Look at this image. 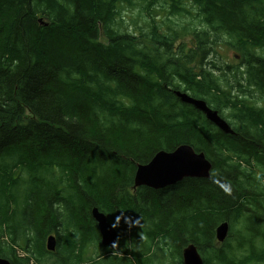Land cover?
I'll use <instances>...</instances> for the list:
<instances>
[{"label":"trees","instance_id":"obj_1","mask_svg":"<svg viewBox=\"0 0 264 264\" xmlns=\"http://www.w3.org/2000/svg\"><path fill=\"white\" fill-rule=\"evenodd\" d=\"M184 145L208 178L134 188L138 165ZM188 245L202 264H264V0H0V258L182 264Z\"/></svg>","mask_w":264,"mask_h":264},{"label":"water","instance_id":"obj_2","mask_svg":"<svg viewBox=\"0 0 264 264\" xmlns=\"http://www.w3.org/2000/svg\"><path fill=\"white\" fill-rule=\"evenodd\" d=\"M179 100L189 104L201 112L208 121L226 134H233L230 126L218 116L216 111L211 110L204 102L191 99L185 94L177 93ZM210 163L203 153H196L190 146H180L172 152L160 151L149 163L138 165L134 175V188L147 187L153 190L164 189L181 182L185 178H208ZM92 218L97 225L103 245L115 247L114 228L107 221L105 215L96 209L91 212ZM228 230L227 224H221L216 228V239L223 241ZM47 248L52 250L54 238L47 239ZM185 264H202L197 250L192 245L183 250ZM0 264H10L0 258Z\"/></svg>","mask_w":264,"mask_h":264},{"label":"rangeland","instance_id":"obj_3","mask_svg":"<svg viewBox=\"0 0 264 264\" xmlns=\"http://www.w3.org/2000/svg\"><path fill=\"white\" fill-rule=\"evenodd\" d=\"M133 2H137V0H133ZM125 11L123 12V17L125 21L129 22L128 23V29L129 32L134 28L131 24H137L139 25L140 28H142L144 31H147V27L144 25V23H148L149 19L146 17L145 13L139 11L137 9L135 10H128V8H124ZM218 56L217 59L222 55L223 56V61L227 64L233 65L237 60L235 59V52L233 51H225L221 48V45L218 46L217 48ZM225 58V59H224ZM238 254H242L240 251ZM216 256V255H215ZM218 257V256H217ZM253 264H258V263H253Z\"/></svg>","mask_w":264,"mask_h":264},{"label":"bare ground","instance_id":"obj_4","mask_svg":"<svg viewBox=\"0 0 264 264\" xmlns=\"http://www.w3.org/2000/svg\"><path fill=\"white\" fill-rule=\"evenodd\" d=\"M93 210V209H92ZM186 215V214H185ZM187 216V215H186ZM190 216V215H189ZM2 237V236H1ZM157 243V242H156ZM160 243V242H159ZM131 244V243H130ZM166 244V243H165ZM167 245V244H166ZM168 246V245H167ZM90 248V247H89ZM103 249V248H102ZM125 249H126V247H125ZM85 250V249H84ZM106 250V249H105ZM154 250H155V248H154ZM102 252H104L103 250H101ZM113 252V251H112ZM156 252V251H155ZM88 253V252H87ZM87 253H86V255H87ZM105 253V252H104ZM159 254V253H158ZM151 255V254H150ZM130 256V255H129ZM133 258V257H132ZM112 261V260H111ZM126 262H127V260H126Z\"/></svg>","mask_w":264,"mask_h":264}]
</instances>
